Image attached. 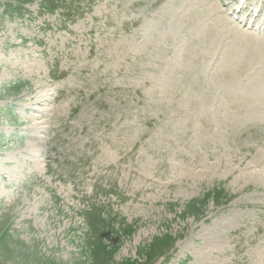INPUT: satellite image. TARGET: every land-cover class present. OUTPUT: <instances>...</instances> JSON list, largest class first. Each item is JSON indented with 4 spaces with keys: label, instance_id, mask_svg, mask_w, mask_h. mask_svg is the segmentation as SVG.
Here are the masks:
<instances>
[{
    "label": "rangeland",
    "instance_id": "obj_1",
    "mask_svg": "<svg viewBox=\"0 0 264 264\" xmlns=\"http://www.w3.org/2000/svg\"><path fill=\"white\" fill-rule=\"evenodd\" d=\"M246 1L0 0V264H264Z\"/></svg>",
    "mask_w": 264,
    "mask_h": 264
},
{
    "label": "bare ground",
    "instance_id": "obj_2",
    "mask_svg": "<svg viewBox=\"0 0 264 264\" xmlns=\"http://www.w3.org/2000/svg\"><path fill=\"white\" fill-rule=\"evenodd\" d=\"M234 28H235L238 32H240L239 29H237L236 27H234ZM231 30H232V29H231ZM233 30H234V29H233ZM233 30H232V31H233ZM236 30H235V31H236ZM234 33H235V32H234ZM243 33H244V32H243ZM241 35H242V34H241ZM242 36H243V35H242ZM244 36L246 37L247 34H246V35L244 34ZM237 38H238V37H237ZM247 38H248V37H247ZM244 39H245V38H244ZM236 40H237V39H236Z\"/></svg>",
    "mask_w": 264,
    "mask_h": 264
}]
</instances>
